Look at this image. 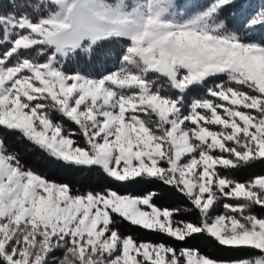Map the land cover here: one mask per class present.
Wrapping results in <instances>:
<instances>
[{"label": "snow or ice", "instance_id": "obj_1", "mask_svg": "<svg viewBox=\"0 0 264 264\" xmlns=\"http://www.w3.org/2000/svg\"><path fill=\"white\" fill-rule=\"evenodd\" d=\"M0 130V264H264V174L237 176L264 162V6L0 0ZM37 150L103 183L51 180Z\"/></svg>", "mask_w": 264, "mask_h": 264}, {"label": "trees", "instance_id": "obj_2", "mask_svg": "<svg viewBox=\"0 0 264 264\" xmlns=\"http://www.w3.org/2000/svg\"><path fill=\"white\" fill-rule=\"evenodd\" d=\"M246 3L254 6L255 8H259L264 3V0H246ZM97 67H99V65ZM24 161L28 167L37 170L41 174L47 176V178L58 183H68L74 188H79L82 191L86 188L97 189L103 183V177L97 171L69 167L64 163L53 160L38 150L26 154L24 156ZM257 174H264V162H254L252 165L243 166L237 172V176L241 180ZM150 187L151 186L143 183L126 182L119 186V190L122 193L141 194L148 191ZM165 191L167 192V190ZM180 199L182 198L175 197L174 195H166L164 202L172 204L174 200ZM185 218L194 219L195 217L191 214H185ZM121 229L125 232V234L131 233L139 240L153 242L165 240V237L158 233L144 230L139 226H132L128 222L122 223ZM188 246L198 247L205 254H209L212 257L221 260H229L250 254L247 252H233L227 248L219 247L216 245L214 240L204 236H200L197 240L189 241Z\"/></svg>", "mask_w": 264, "mask_h": 264}, {"label": "rangeland", "instance_id": "obj_3", "mask_svg": "<svg viewBox=\"0 0 264 264\" xmlns=\"http://www.w3.org/2000/svg\"><path fill=\"white\" fill-rule=\"evenodd\" d=\"M261 3H262V1H261ZM261 6H264V3H263ZM261 6H260V7H261Z\"/></svg>", "mask_w": 264, "mask_h": 264}]
</instances>
